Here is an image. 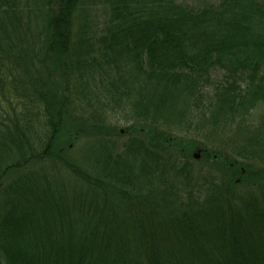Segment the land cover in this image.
I'll return each instance as SVG.
<instances>
[{"label":"trees","instance_id":"obj_1","mask_svg":"<svg viewBox=\"0 0 264 264\" xmlns=\"http://www.w3.org/2000/svg\"><path fill=\"white\" fill-rule=\"evenodd\" d=\"M0 264H264V0H0Z\"/></svg>","mask_w":264,"mask_h":264},{"label":"rangeland","instance_id":"obj_2","mask_svg":"<svg viewBox=\"0 0 264 264\" xmlns=\"http://www.w3.org/2000/svg\"><path fill=\"white\" fill-rule=\"evenodd\" d=\"M179 2H182V1H189V0H177ZM196 153H199L198 151H195ZM198 155V154H197ZM199 162V161H198ZM198 162H194V168H199L200 164ZM263 170V169H262Z\"/></svg>","mask_w":264,"mask_h":264},{"label":"water","instance_id":"obj_3","mask_svg":"<svg viewBox=\"0 0 264 264\" xmlns=\"http://www.w3.org/2000/svg\"><path fill=\"white\" fill-rule=\"evenodd\" d=\"M198 155H197V153L195 154V157H197Z\"/></svg>","mask_w":264,"mask_h":264}]
</instances>
